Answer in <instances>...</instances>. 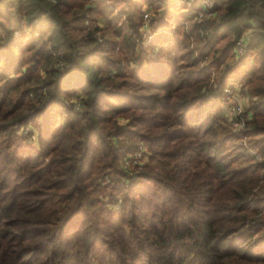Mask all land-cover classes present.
<instances>
[{"label": "trees", "instance_id": "trees-1", "mask_svg": "<svg viewBox=\"0 0 264 264\" xmlns=\"http://www.w3.org/2000/svg\"><path fill=\"white\" fill-rule=\"evenodd\" d=\"M174 3L0 0V264H264V0Z\"/></svg>", "mask_w": 264, "mask_h": 264}, {"label": "rangeland", "instance_id": "rangeland-1", "mask_svg": "<svg viewBox=\"0 0 264 264\" xmlns=\"http://www.w3.org/2000/svg\"><path fill=\"white\" fill-rule=\"evenodd\" d=\"M183 2L185 1H190L191 6L193 7V9L197 10L198 8H202V9H205L206 7L207 8H213L212 6V3L214 2V0H181ZM170 2L172 4L169 5V9H167L163 15L161 14H155L153 12V10H150V11H145V13L148 14V17L147 18H144L146 19V21L150 18V17H153V26H154V29L156 30V34H159L161 33L162 36H167V37H172L173 34H180L181 31L183 32H188L189 31V28L190 26L192 25V23L196 22L197 20H194L193 22H188L185 26H183V28H179V30H176V24L177 23H180V21H182L183 18H188L186 16H190L192 15V13L194 11H191L189 8L188 9H184L186 7H182V9H177L176 7V3H174V0H170ZM143 10H146V9H143ZM161 16V17H160ZM208 16V14H207ZM144 31V36H148V35H151L152 37L155 36V35H152L151 34V29L149 26L145 27V28H142ZM141 29V30H142ZM15 39H20L19 37H15ZM197 42L194 41L193 42V45H197L196 44ZM210 74L213 76L215 75L213 71H210ZM226 85H231L235 88H232L234 89V98H233V101L232 103H230V105L227 103V101L225 100L222 101L219 97L218 99V106L219 108L224 112L225 114V118L227 119V121H229V124L231 123L230 120L232 121V118H233V115L231 114V112L229 111V109H232L234 107H236V105H238L242 111L246 114V115H251V109L249 107L250 103H249V99L248 97L245 95V89L242 87L241 85V82H238V79H230L229 81H227V84ZM225 85V86H226ZM224 86V88H225ZM229 87V86H227ZM223 88V89H224ZM58 111H61L63 108L60 106L57 108ZM79 109V108H78ZM64 117L60 118L61 120L64 119ZM121 121V120H120ZM232 126V125H231ZM24 129H26L27 131H33L34 133V136L36 135L37 133V130L35 128V125L33 123L29 124L27 127H25ZM33 141L35 142V137L32 138ZM240 143H245L246 145H248V140H244V142L242 140H239ZM143 147V146H142ZM143 149H146L145 147ZM254 151V149H252ZM138 151L135 150L134 152ZM141 153V156L140 157H136L137 159H139L136 164L140 163L141 166L143 165L144 162H146L145 158H143V155H145L146 151H142V152H139ZM125 156H128V155H125ZM128 157H131V156H128ZM123 170L127 169L125 167H121ZM131 172L132 171H127L126 170V173H128L129 175H131ZM132 183L135 181L134 178L132 177ZM122 181V180H120ZM125 182V181H124ZM130 183V184H132ZM98 197H100L99 199H103L102 196L98 195ZM121 201H122V198L120 196H118L115 201H110V200H105V207L107 210H112V211H119L121 209ZM260 247H262L264 249V245H261Z\"/></svg>", "mask_w": 264, "mask_h": 264}, {"label": "built area", "instance_id": "built-area-1", "mask_svg": "<svg viewBox=\"0 0 264 264\" xmlns=\"http://www.w3.org/2000/svg\"><path fill=\"white\" fill-rule=\"evenodd\" d=\"M147 17H148L147 13L143 14V18H147ZM237 50H238L237 52H239V53L242 51L241 45H238ZM227 86H229V87H227ZM231 87L235 88V87H233L231 85H226L225 88L222 91L221 96H220V99L222 101H224V102L226 100L229 105H230V103H232L233 98H234V89H232ZM74 109L78 110V104H76L74 106ZM229 111L233 115L232 121L230 120L231 125H232L234 131L236 133L240 134L250 116L246 115L238 105H236V107H234L232 109H229ZM238 125H242V127H237ZM142 148H143L142 145H140L139 148H138V151L133 152L132 154L128 155V156H131V157L124 156L121 159L122 166L127 168L130 163H136L139 160L136 157H140L141 156V153H139V152H142ZM249 151L252 154L255 153V150L253 151L252 148H249Z\"/></svg>", "mask_w": 264, "mask_h": 264}, {"label": "clouds", "instance_id": "clouds-1", "mask_svg": "<svg viewBox=\"0 0 264 264\" xmlns=\"http://www.w3.org/2000/svg\"><path fill=\"white\" fill-rule=\"evenodd\" d=\"M143 30V29H142ZM129 123V120H127V119H122L121 121H120V124H121V126L123 127V126H125V125H127ZM237 127H242V125H238ZM142 151H146V149H143L142 148Z\"/></svg>", "mask_w": 264, "mask_h": 264}]
</instances>
